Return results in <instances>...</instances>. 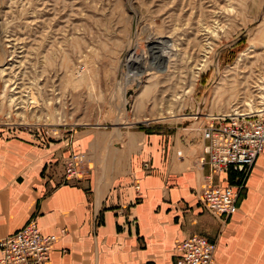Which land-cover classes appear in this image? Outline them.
Instances as JSON below:
<instances>
[{"label": "rangeland", "instance_id": "obj_1", "mask_svg": "<svg viewBox=\"0 0 264 264\" xmlns=\"http://www.w3.org/2000/svg\"><path fill=\"white\" fill-rule=\"evenodd\" d=\"M258 108L264 0H0L2 130L71 147L91 129L112 148L129 129L201 137L203 115Z\"/></svg>", "mask_w": 264, "mask_h": 264}, {"label": "crops", "instance_id": "obj_2", "mask_svg": "<svg viewBox=\"0 0 264 264\" xmlns=\"http://www.w3.org/2000/svg\"><path fill=\"white\" fill-rule=\"evenodd\" d=\"M147 127L129 129L112 148L110 134L91 129H80L69 147L36 131L0 128V237L34 218L42 235L58 236L41 264H175L178 240L220 232L215 264H264V148L237 210L222 223L195 193L208 169L196 158L200 134ZM71 151L84 152L92 166L66 180Z\"/></svg>", "mask_w": 264, "mask_h": 264}, {"label": "built area", "instance_id": "obj_3", "mask_svg": "<svg viewBox=\"0 0 264 264\" xmlns=\"http://www.w3.org/2000/svg\"><path fill=\"white\" fill-rule=\"evenodd\" d=\"M203 116L199 128L203 146L198 157L208 169L200 186V203L213 215L226 219L237 210L239 193L264 148V110ZM83 154L72 151L64 157L65 179L81 177L85 170ZM222 172L228 176L223 178ZM135 187L139 189L138 182ZM57 237L54 233L42 235L38 223L30 218L16 231L0 237V264H41L49 258ZM175 247V264L215 263L217 240L206 233L192 232Z\"/></svg>", "mask_w": 264, "mask_h": 264}, {"label": "bare ground", "instance_id": "obj_4", "mask_svg": "<svg viewBox=\"0 0 264 264\" xmlns=\"http://www.w3.org/2000/svg\"><path fill=\"white\" fill-rule=\"evenodd\" d=\"M127 62H128V67L129 66H131V65H133V63L134 62H137V60H135L133 57H131V56H129V57H127ZM144 69H142L141 71H143ZM141 71H140V73H141ZM149 87V86H148ZM147 87V88H148ZM144 88V87H143ZM146 90V88L144 89V91ZM264 110V108H258V109H256V110H246V111H258V110ZM229 112H235V113H239V112H243V111H229ZM229 112H225V113H229ZM203 122H201V124H202ZM201 126V125H200ZM200 128V127H199ZM201 138H202V133H201ZM203 140V139H202ZM203 144V143H202ZM203 146V145H202ZM84 161V154L82 155V162Z\"/></svg>", "mask_w": 264, "mask_h": 264}, {"label": "trees", "instance_id": "obj_5", "mask_svg": "<svg viewBox=\"0 0 264 264\" xmlns=\"http://www.w3.org/2000/svg\"><path fill=\"white\" fill-rule=\"evenodd\" d=\"M143 128V127H142ZM144 128H147V127H144Z\"/></svg>", "mask_w": 264, "mask_h": 264}]
</instances>
